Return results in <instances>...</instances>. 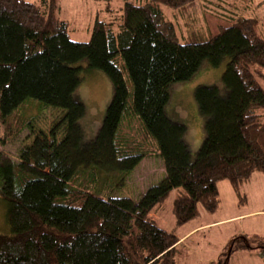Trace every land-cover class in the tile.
Segmentation results:
<instances>
[{"label":"trees","instance_id":"1","mask_svg":"<svg viewBox=\"0 0 264 264\" xmlns=\"http://www.w3.org/2000/svg\"><path fill=\"white\" fill-rule=\"evenodd\" d=\"M57 10V0H0V144L31 128L28 118L12 121L29 100L63 110L48 132L35 130L15 161L0 151L9 227L0 232V264H178L180 239L150 212L175 191L171 210L183 225L219 208L220 181L242 202V184L264 173V0L125 1L111 21H94L88 41L72 39ZM221 65V88L194 91L204 139L192 157L186 127L165 112L169 87ZM84 70L104 72L113 87L102 124L86 141L85 106L74 97ZM134 116L156 148L121 142L122 122ZM150 155L165 175L136 199L74 186L89 170L90 186L100 169L119 171L122 181ZM234 246L230 254L253 249Z\"/></svg>","mask_w":264,"mask_h":264},{"label":"rangeland","instance_id":"2","mask_svg":"<svg viewBox=\"0 0 264 264\" xmlns=\"http://www.w3.org/2000/svg\"><path fill=\"white\" fill-rule=\"evenodd\" d=\"M125 1L138 0H57V17L69 23L68 32L76 41H88L92 26L96 19L111 21L119 7ZM107 7L110 9L108 10ZM169 15L170 9L163 8ZM181 39V38H180ZM182 40V39H181ZM117 65L123 69L120 57L116 58ZM87 67L86 61L81 63ZM224 65L219 67L202 66L186 81L172 83L169 87V99L165 106L167 116L186 127V140L192 157L197 154L204 139V120L199 112L194 96L197 86L217 85L222 87L221 75ZM123 74L131 91V82L123 69ZM81 81L74 91V97L85 106V115L80 120L84 140L92 139L100 128L109 105L113 87L108 76L100 70H84L80 73ZM264 87V81L262 82ZM63 110L55 107L40 108L37 101L29 100L14 113L12 121L28 118L30 126L23 129L11 141L0 144V151L12 160H16L17 151L30 141L35 130L48 132L53 124L61 118ZM126 119L122 122L120 140L122 143L132 142L141 144V149L156 148L153 138L143 136L140 121ZM61 132L58 134L60 136ZM4 135V124L0 121V136ZM165 175L163 162L156 155L144 158L121 181V173L117 170L100 169L96 181L90 186V170L82 173L74 186L91 191L94 194L107 197H129L136 199L149 186L157 183ZM84 185V186H83ZM88 185V186H87ZM220 203L214 213L201 212L200 216L183 225H177L172 214L171 206L175 195L173 191L164 201L161 209L150 212V217L165 230L174 233L178 242L176 259L178 264H210L211 262H225L227 264H264L260 256L264 246V173L255 172L250 180L242 184L241 195L245 197L239 201L228 180L218 183ZM58 198L57 201H61ZM6 207L0 198V232L8 233ZM245 238V240H243ZM249 243L253 249L230 250L232 243Z\"/></svg>","mask_w":264,"mask_h":264}]
</instances>
